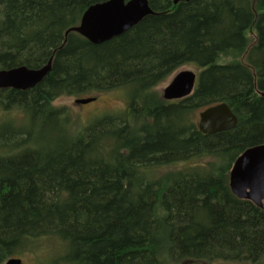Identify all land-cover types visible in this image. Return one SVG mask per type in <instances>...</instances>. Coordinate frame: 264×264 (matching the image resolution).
<instances>
[{
    "label": "trees",
    "instance_id": "obj_1",
    "mask_svg": "<svg viewBox=\"0 0 264 264\" xmlns=\"http://www.w3.org/2000/svg\"><path fill=\"white\" fill-rule=\"evenodd\" d=\"M106 1L0 2V72L50 64L0 90V264L44 237L65 264H259L264 203L235 197L229 173L264 144V0H147L153 14L94 45L73 30ZM184 66L190 96L154 92ZM120 88L126 110L87 126L53 106ZM221 103L236 127L201 134L192 116Z\"/></svg>",
    "mask_w": 264,
    "mask_h": 264
},
{
    "label": "water",
    "instance_id": "obj_2",
    "mask_svg": "<svg viewBox=\"0 0 264 264\" xmlns=\"http://www.w3.org/2000/svg\"><path fill=\"white\" fill-rule=\"evenodd\" d=\"M1 2V0H0ZM153 14L147 0H108L90 6L82 15L79 33L94 45L117 38L136 26L146 16ZM48 63L40 70L19 67L0 72V90H26L38 84L49 72ZM196 73L181 70L173 75L170 83L162 90L166 101L182 100L190 96L196 84ZM96 98L77 99L76 105H88ZM198 130L203 135H212L232 130L238 119L225 103L209 107L199 113ZM232 194L262 208L264 203V144L247 149L234 162L229 173ZM6 264H21L11 259Z\"/></svg>",
    "mask_w": 264,
    "mask_h": 264
},
{
    "label": "rangeland",
    "instance_id": "obj_3",
    "mask_svg": "<svg viewBox=\"0 0 264 264\" xmlns=\"http://www.w3.org/2000/svg\"><path fill=\"white\" fill-rule=\"evenodd\" d=\"M180 70H191L195 73L196 70L184 66ZM171 77L166 81L158 84L154 88L156 94H161L162 90L170 83ZM130 89L120 88L118 90L101 94L96 97V101L84 106H77L74 104L75 98L63 97L57 99L53 106L64 109L67 111L72 119L74 125L76 123L87 126L106 115H118V113L124 112L127 106L128 95L130 96ZM198 114L192 116V119L198 123ZM16 120L21 119L19 115H14ZM172 168H164L159 171V175L166 173ZM178 169H182L181 166ZM173 170H176L173 169ZM29 249L20 250L16 255H12L10 259H16L21 264H65L63 259L69 255L68 245L62 243L57 237H44L36 240L34 244L29 246ZM208 264H246L237 262H225V261H213ZM259 264H264V257L259 261Z\"/></svg>",
    "mask_w": 264,
    "mask_h": 264
}]
</instances>
